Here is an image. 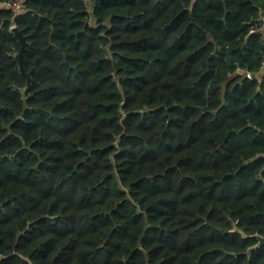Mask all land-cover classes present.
<instances>
[{
	"label": "trees",
	"instance_id": "trees-1",
	"mask_svg": "<svg viewBox=\"0 0 264 264\" xmlns=\"http://www.w3.org/2000/svg\"><path fill=\"white\" fill-rule=\"evenodd\" d=\"M24 3L0 6V264H264V0Z\"/></svg>",
	"mask_w": 264,
	"mask_h": 264
},
{
	"label": "water",
	"instance_id": "water-1",
	"mask_svg": "<svg viewBox=\"0 0 264 264\" xmlns=\"http://www.w3.org/2000/svg\"><path fill=\"white\" fill-rule=\"evenodd\" d=\"M14 32L16 33V35L21 39L22 42V50L21 52L18 54L19 57V61H20V65H21V69H22V73L27 76L30 80V74H28L24 68L23 65V60H24V50L27 46L28 40L26 35L24 34V31L19 29L18 27L14 28ZM236 231H240L239 229H236ZM245 235V233H243ZM257 238L259 239V243L258 246H264V236L263 235H257Z\"/></svg>",
	"mask_w": 264,
	"mask_h": 264
},
{
	"label": "built area",
	"instance_id": "built-area-1",
	"mask_svg": "<svg viewBox=\"0 0 264 264\" xmlns=\"http://www.w3.org/2000/svg\"><path fill=\"white\" fill-rule=\"evenodd\" d=\"M0 6L1 7L8 6V7L12 8L15 11V14H18L20 11H22L24 9L25 3H24V0L16 1V2H13V3L3 2V1L0 0ZM260 21H261L260 29H263L264 28V15L260 18ZM263 64H264V62H263ZM247 77L253 78L254 76L251 73H247Z\"/></svg>",
	"mask_w": 264,
	"mask_h": 264
},
{
	"label": "crops",
	"instance_id": "crops-1",
	"mask_svg": "<svg viewBox=\"0 0 264 264\" xmlns=\"http://www.w3.org/2000/svg\"><path fill=\"white\" fill-rule=\"evenodd\" d=\"M261 74H262L261 77H263L264 76V66L262 68Z\"/></svg>",
	"mask_w": 264,
	"mask_h": 264
},
{
	"label": "rangeland",
	"instance_id": "rangeland-1",
	"mask_svg": "<svg viewBox=\"0 0 264 264\" xmlns=\"http://www.w3.org/2000/svg\"><path fill=\"white\" fill-rule=\"evenodd\" d=\"M261 26V25H260ZM260 29V28H259ZM260 31H262L263 35H264V28L263 29H260Z\"/></svg>",
	"mask_w": 264,
	"mask_h": 264
}]
</instances>
